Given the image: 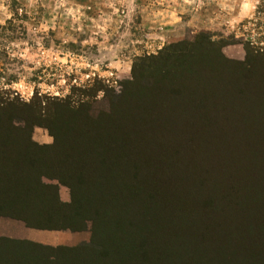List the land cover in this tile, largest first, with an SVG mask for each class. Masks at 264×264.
I'll list each match as a JSON object with an SVG mask.
<instances>
[{"label":"trees","instance_id":"1","mask_svg":"<svg viewBox=\"0 0 264 264\" xmlns=\"http://www.w3.org/2000/svg\"><path fill=\"white\" fill-rule=\"evenodd\" d=\"M210 37L166 46L139 74H156L154 88L133 77L129 111L52 102L47 153L29 136L37 110L0 98V217L90 231L70 247L0 238V264H264V79L245 82L264 52L245 46L237 62ZM233 66L242 88L215 79Z\"/></svg>","mask_w":264,"mask_h":264},{"label":"rangeland","instance_id":"2","mask_svg":"<svg viewBox=\"0 0 264 264\" xmlns=\"http://www.w3.org/2000/svg\"><path fill=\"white\" fill-rule=\"evenodd\" d=\"M11 2L12 17L0 23V98L26 104L23 116L32 115L34 108L37 110V115L31 118L29 136L35 145L43 147L38 149L41 153H47L44 147L53 143L50 127H58L56 120L44 116L56 109L52 102L63 100L74 107L86 103L84 111L94 115L129 111L132 97L125 93L135 88L131 85L133 77H138V86H150L156 74H139L145 67L154 72L161 60L158 57L170 44L192 40L199 32L207 31L212 40L227 42L221 47L227 59L244 61L245 46L253 53L264 52V0H248L256 5L251 9L233 10L235 5L229 3L225 11H221L217 0ZM31 2L62 3L64 7L56 11L37 7L33 19L23 11V5ZM17 6L20 12L16 11ZM254 62L256 74L245 82L256 84L264 79L263 55ZM215 79L232 87L235 83L240 88L245 84L241 82L245 77L234 66L233 72L221 73ZM21 80L24 83L20 89L13 87ZM41 86L53 91L41 94ZM154 87L152 84L151 88ZM29 88L30 99L25 101L23 97ZM65 89L67 95H63ZM166 95L179 102L176 89ZM175 110L181 112L183 108L178 106ZM21 118V115L14 117L16 125H24ZM28 148L33 149L30 145ZM44 182L57 183L48 178ZM58 188L60 200L68 202L67 186L58 184ZM0 238L70 247L87 243L90 231L35 229L22 221L0 217Z\"/></svg>","mask_w":264,"mask_h":264},{"label":"clouds","instance_id":"3","mask_svg":"<svg viewBox=\"0 0 264 264\" xmlns=\"http://www.w3.org/2000/svg\"><path fill=\"white\" fill-rule=\"evenodd\" d=\"M217 3L220 5L221 11H225L229 3H233L235 5L233 10H235V8H243V7H247L251 9L256 6L253 3H249L248 0H217ZM37 7H44L46 9L51 8L53 11H56L57 9L64 7V5L62 3L38 5L35 2H31L23 5V11L27 12L29 17L35 19V16L37 15L36 13ZM11 9H12L11 0H0V23L6 22L8 19L12 17L13 12L11 11ZM16 11L20 12L21 8L17 6ZM35 30L38 31L40 29H35ZM16 46L18 47V45ZM23 83L24 82L21 80L17 84L13 85V87L20 89L23 86ZM60 83L63 84L64 82L60 81ZM41 88H42L41 94H43L44 92L53 91L47 88H43V86H41ZM56 94H60V93H56ZM30 95H31V88H29L28 94L23 97L25 101L30 99ZM63 95H67V89L64 90Z\"/></svg>","mask_w":264,"mask_h":264}]
</instances>
